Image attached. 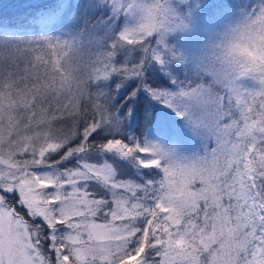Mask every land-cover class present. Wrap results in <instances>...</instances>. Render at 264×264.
<instances>
[{
    "label": "snow or ice",
    "instance_id": "obj_1",
    "mask_svg": "<svg viewBox=\"0 0 264 264\" xmlns=\"http://www.w3.org/2000/svg\"><path fill=\"white\" fill-rule=\"evenodd\" d=\"M199 7L80 0L60 35L0 33V264H264V0L192 58ZM129 82L205 151L120 138Z\"/></svg>",
    "mask_w": 264,
    "mask_h": 264
},
{
    "label": "trees",
    "instance_id": "obj_2",
    "mask_svg": "<svg viewBox=\"0 0 264 264\" xmlns=\"http://www.w3.org/2000/svg\"><path fill=\"white\" fill-rule=\"evenodd\" d=\"M259 0H216L211 1L209 4L200 7L194 18L192 27L194 28L192 33L202 32L203 29H208L210 22L213 18V32L211 36L222 29V25L219 24L217 15H225L227 13L228 20L232 18L234 12H238L241 9L251 8L256 5ZM42 6V5H40ZM35 9V7H34ZM81 12L80 0H66L65 4L61 8L57 21L51 23L50 27L53 30H57L59 34L67 31V26L70 17L76 16ZM33 12H21L15 14L0 15V25L16 26V27H29L34 26L28 20ZM223 22L226 21V17L221 18ZM202 27V28H201ZM198 56V52H195ZM193 55L192 58H195ZM181 79L184 78L183 71L178 73ZM153 83L161 86H167L165 81L161 80L159 76L153 77ZM245 87H254L252 82H245ZM131 83L124 85L119 91L114 92L113 99L111 101L112 106L119 111L117 114H121L127 111L129 106L132 109V114L126 120H124L120 138L123 139H143L147 137L150 140H154L158 135L164 144H170L179 155L196 156L200 153V142H203V136L194 134L184 123L181 117H178L170 109L165 108L161 104H157L155 101L145 94L143 91H139L137 96L132 100H125L124 96L130 91Z\"/></svg>",
    "mask_w": 264,
    "mask_h": 264
},
{
    "label": "rangeland",
    "instance_id": "obj_3",
    "mask_svg": "<svg viewBox=\"0 0 264 264\" xmlns=\"http://www.w3.org/2000/svg\"><path fill=\"white\" fill-rule=\"evenodd\" d=\"M211 1L216 0H200V7H203ZM66 0H0V15H6L8 14H15V13H21L23 11L28 12L32 11L33 14L28 17V20L35 25L34 26H27V27H16V26H6V25H0V33H26L29 38H32L34 36H40V35H60L57 30H52L50 25L51 23L57 21L58 14L65 4ZM42 5V6H40ZM35 7V9H34ZM199 7V8H200ZM198 8V9H199ZM197 9V10H198ZM196 10V11H197ZM197 15V14H196ZM228 14L225 13V15H217L219 24L223 26L229 21ZM222 17H226V21L223 22L221 19ZM197 19H199V16L197 15ZM210 25L208 29H203L202 32L192 33V30L189 32L187 36H185L181 43L183 50L189 54L190 57H193V55H197L195 52L199 53L202 51L204 44L206 41L211 37V32H213V18L210 19ZM222 22V23H221ZM193 24H195L193 22ZM221 26V27H223ZM202 28V27H201ZM196 57V56H195ZM203 142H200V154H202L205 149L209 146V141L203 137ZM153 142L161 143L165 146L171 147L170 144H164L162 142V139L156 135ZM183 157H192L189 155H180Z\"/></svg>",
    "mask_w": 264,
    "mask_h": 264
}]
</instances>
